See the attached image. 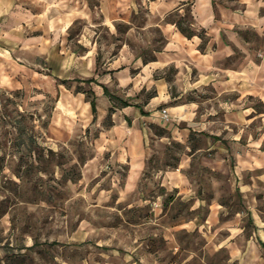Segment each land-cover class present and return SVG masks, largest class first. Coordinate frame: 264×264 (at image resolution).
I'll use <instances>...</instances> for the list:
<instances>
[{
	"label": "rangeland",
	"instance_id": "1",
	"mask_svg": "<svg viewBox=\"0 0 264 264\" xmlns=\"http://www.w3.org/2000/svg\"><path fill=\"white\" fill-rule=\"evenodd\" d=\"M246 1L0 0V264H264Z\"/></svg>",
	"mask_w": 264,
	"mask_h": 264
},
{
	"label": "crops",
	"instance_id": "2",
	"mask_svg": "<svg viewBox=\"0 0 264 264\" xmlns=\"http://www.w3.org/2000/svg\"><path fill=\"white\" fill-rule=\"evenodd\" d=\"M245 3L247 2L246 0H244ZM264 9V0H254V4H253V10L257 11V10H262ZM259 21V22H258ZM257 23H263L264 24V15L262 17H260L258 19ZM260 71H256L254 70V87H253V91L256 92L260 99L262 100L263 104H264V65H263V70H261V68H259ZM256 71V72H255ZM250 76L249 72H244V71H225L224 74V81L225 84L224 86L227 88H231L232 90H236L237 92L240 93V91L238 89H240V86L244 85V80L245 77ZM243 84V85H241ZM236 120L238 122L241 123V121L245 118L243 115H241L240 113H236L235 116ZM260 157V156H259ZM255 162V161H254ZM256 167H260V169H263L264 172V164L261 166H257L255 165L254 168ZM254 221H255V225L258 228L257 234H256V238L260 241V243L262 244V246H264V220L261 219V217L259 216L258 213L255 214L254 216Z\"/></svg>",
	"mask_w": 264,
	"mask_h": 264
},
{
	"label": "trees",
	"instance_id": "3",
	"mask_svg": "<svg viewBox=\"0 0 264 264\" xmlns=\"http://www.w3.org/2000/svg\"><path fill=\"white\" fill-rule=\"evenodd\" d=\"M91 108H92V112L95 113L96 112V106H95L94 99H92V101H91Z\"/></svg>",
	"mask_w": 264,
	"mask_h": 264
},
{
	"label": "built area",
	"instance_id": "4",
	"mask_svg": "<svg viewBox=\"0 0 264 264\" xmlns=\"http://www.w3.org/2000/svg\"><path fill=\"white\" fill-rule=\"evenodd\" d=\"M162 113H163V114H162V116H165V117H166V112H165V111H163Z\"/></svg>",
	"mask_w": 264,
	"mask_h": 264
}]
</instances>
